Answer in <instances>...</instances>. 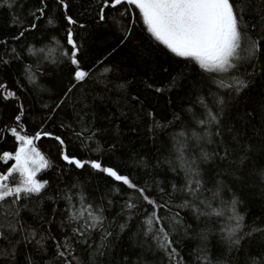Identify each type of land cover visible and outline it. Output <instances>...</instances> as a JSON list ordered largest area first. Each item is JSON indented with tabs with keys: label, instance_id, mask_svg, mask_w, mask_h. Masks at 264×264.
<instances>
[{
	"label": "snow or ice",
	"instance_id": "snow-or-ice-1",
	"mask_svg": "<svg viewBox=\"0 0 264 264\" xmlns=\"http://www.w3.org/2000/svg\"><path fill=\"white\" fill-rule=\"evenodd\" d=\"M17 2L0 0V9L14 13L12 26L18 30L12 40L20 43L43 21L52 31L42 32V39L50 38L53 45L66 49L61 57L68 71L66 89L61 88L54 106H42L46 115L36 114L40 116V124L32 132L25 126L24 104L17 102L16 93L0 83V102H16L2 137V142H10V134L14 152L0 148V159L5 162L0 165V264H103L102 257L109 251L111 237L117 229L119 232L130 229L129 221L133 218L138 221L149 250L155 248L160 255L161 264H174L178 253L173 233H186L188 228L181 216L184 210L197 221L208 218L213 225V217L223 221L226 214L228 224H222L219 232L226 251L234 254L231 264H264V226L246 223L245 215L237 211L241 201L229 179H245L255 173L264 187V165L257 166L253 162L252 143L253 135L264 140V97L251 108L239 105L240 98L251 90L257 77H264V0H260L258 13L251 7L253 0H247L248 8L240 6L241 0H94V3L80 0L79 17L70 14V0H38V6L28 8L23 19L15 15ZM20 9L25 13L23 4ZM141 24L140 43L132 51L151 71L150 76L145 73V94L142 96L139 91L129 94L127 88L131 81L116 85L123 100L116 106L119 115L105 116L107 123L97 124L96 113L89 116L87 111V94L78 98L79 104L70 101L71 93L83 88L102 62L86 58L90 42L101 28H106L112 51L128 47L134 39V29ZM7 43L0 39L4 49L0 69L5 71L12 68L13 60H23L16 48H7ZM28 50L31 52V47ZM151 52L162 54L165 59L178 58L177 63L183 61L186 67L199 70L200 87L189 93V107L179 114L172 112L171 120L167 114L160 116L159 120L165 123L159 122L148 98L170 93L184 77L182 73L171 75L169 68L160 64L159 72L165 75L164 79H159L158 71L150 68L155 62ZM22 73L35 89L38 85L32 70L24 67ZM20 86L22 91H31L22 81ZM205 90L207 95H203ZM66 102H69L68 109L64 108ZM196 107L200 109L199 115L193 111ZM185 113L191 114L196 126H202L203 130L199 135L178 141L182 145L176 154L178 163L165 161L171 171L180 169L177 173L180 179L170 184L171 190L156 184L157 191H152L149 181L134 182L115 166L91 158L123 149L120 127H113L116 120L127 121L129 133L136 134L144 128L145 135L151 138L171 126L191 127ZM55 115L62 117L59 134L45 130ZM9 124L12 126L8 127ZM167 136L164 132L159 137L161 152L168 150ZM45 139L58 146V161L62 163L43 154L37 142ZM77 141L80 151L89 153L90 158L84 159L69 151V142L75 145ZM209 160L214 163V174L201 170L200 166ZM136 163L142 165L143 162ZM53 168L60 176H75L77 180L72 181L70 187L65 185L67 191L61 190L58 196L65 208H53L46 216L41 213L38 201L52 199L47 195L50 181L38 174ZM88 169L99 174L98 179L104 180L123 203L105 194H101L97 202L96 197L88 193V185L79 179ZM73 191L75 195H70ZM205 192L209 196H204ZM117 208L109 220L108 214ZM221 208H226V213L220 211ZM257 237L261 239L253 250L251 241ZM198 239L206 242L207 232L198 233ZM205 248L202 243L201 250ZM207 264H212L211 260Z\"/></svg>",
	"mask_w": 264,
	"mask_h": 264
},
{
	"label": "trees",
	"instance_id": "trees-1",
	"mask_svg": "<svg viewBox=\"0 0 264 264\" xmlns=\"http://www.w3.org/2000/svg\"><path fill=\"white\" fill-rule=\"evenodd\" d=\"M94 3V0H93ZM23 4L25 13H21L20 5ZM71 8L70 14L74 17L80 16V0H70ZM38 6V0H18L14 5L15 15L19 19H23L28 8H35ZM241 7L248 8L247 0H241ZM251 7L255 8L258 13L261 10L260 0H253ZM14 13L8 9H0V39L7 41V48L10 50L16 48V50L22 54V61H12V68L5 71L0 69V83L5 84L7 90H11L16 93L17 102H22L25 106V126L29 132L39 127L40 116L46 115L43 105H53L57 101L58 94H61V88L67 86V71L62 65L61 52L66 51L61 45L59 48L50 42V38L42 39L41 33L45 30L52 31L48 28L43 21L40 22V26L34 30L32 34L27 35L22 39L20 43L12 40V36L18 30L13 25ZM138 16V14H137ZM255 19V16L251 17ZM142 24L134 29V39L128 47L117 48L116 51H112V41L108 35L106 28H101L90 42V47L86 53V58L90 57L95 59H101V64L98 65L94 72L92 79L88 81L83 88H77L71 93L70 101L79 104V97L87 94V100L85 103L89 105L87 111L89 116L91 113H96L97 124H106L104 120L105 116L111 117L117 112V103H122V95L117 91L116 85L124 84L125 81H131L130 86L127 88V92L131 95H135L138 91L143 96L144 83L143 81L151 75L149 67H146L140 59H138L132 48L140 43V28ZM79 35V30L77 29ZM59 35V34H58ZM31 47V52H29ZM4 54V49L0 46V55ZM170 55V54H169ZM151 58L155 61L150 65L152 71H158L159 79H164L162 72H159V65L164 64L169 68L171 75L177 73L183 74V79L179 81L178 87L173 89L170 93L164 96L153 95L148 98V103L151 108H155L157 112V119L165 114L168 115V119L171 120L172 112L179 114L181 110L189 107L187 101L191 99L190 92L199 90L198 69L186 67L183 61L177 63L175 57L165 59L162 54L155 52L150 53ZM7 58V56H5ZM29 68L32 70L34 77L37 81V87L31 88L28 84L26 77L22 73V68ZM108 69L105 72V69ZM170 79V76L168 77ZM24 85H28L31 90H21L20 82ZM203 95H207V90ZM261 97H264V77H257L255 85L250 91L246 92L244 96L240 98L239 105L244 108H251L254 104H258L261 101ZM171 101V103H169ZM210 102V98L209 101ZM15 103H3L0 102V148L4 150H10L14 152L13 143L9 134L10 142H2V137L5 133V125L15 111ZM65 109L69 108V102L64 105ZM151 108L149 110H151ZM127 114V109H122ZM193 111L199 115V107L193 108ZM37 113L40 116L36 115ZM186 119L191 122V127L183 126H171L164 129L163 132H159L155 137H147L145 135V129L140 128V131L136 134L129 133L127 128V121L123 118L116 120L113 127L119 125L122 135L120 141L123 145L122 150H118L115 154H105L103 156H92L93 159H100L105 165H113L119 169L122 174L128 175L134 182L143 184L146 180L149 181L152 187V191H157L156 184L160 187H168L172 182H177L180 176L179 167L176 172L170 170L169 164L166 160L176 161L177 150L182 148V145L178 142L186 139V137L193 136V134L199 135L203 128L196 126L192 119L191 114L185 113ZM60 115H55L54 121L50 122L45 130L53 131L59 134V123L61 120ZM160 123H165L163 120H159ZM259 127V121L255 122ZM11 127L12 125H7ZM164 132L168 133L166 139L168 140V150L160 151L161 141L160 136H163ZM183 133L184 135H180ZM173 137H177V140H173ZM65 140L68 139L67 134H64ZM43 154L49 157L50 160L56 163H62L58 161V146L54 142L44 140L42 143L37 142ZM176 144L173 148L172 145ZM194 143V141H189ZM253 162L259 166L264 165V140L259 136L253 135ZM69 151L75 153L81 158L87 159L89 153L81 152L79 149V142L75 145L69 142ZM95 147V145H93ZM51 149V150H50ZM171 153V154H170ZM2 156V153H0ZM131 157V159H128ZM136 161H142V165H138ZM159 162V167L156 165ZM5 162L0 159V165ZM201 170H208L210 174H214L215 168L213 161L209 160L207 163L202 164ZM182 175V173L180 174ZM44 179L50 181V188L48 190V197L38 201L39 209L42 214L50 215L53 208L63 210L65 203L62 199H58L61 195V190L67 191L65 185L71 186V182L77 180L75 176L62 175L60 176L56 169L53 168L46 173L38 174ZM99 174L91 173L88 169L84 172L80 180L88 185V193L96 197L97 202L101 194L111 196L117 203H123L121 198L115 195L109 188L105 181L98 179ZM224 179L223 177H218ZM232 183L231 186L235 191V195L241 201L237 211L245 215L246 223L264 226V187L257 174H253L245 179L229 178ZM228 183V180H225ZM179 187V184H177ZM205 187H211L206 185ZM75 195V192L69 193ZM204 196H209L208 192L204 193ZM55 200V203H53ZM118 211L114 209L108 214L109 220ZM220 211L226 213V208H221ZM181 216L185 218V223L188 225L187 232L180 231L179 233H173L172 239L174 241V247L177 250L178 256L174 264H207L208 260H211L212 264H231L234 259V254L230 255L224 248L220 241L219 228L222 224H228V217L225 214L223 221L216 219L215 225L209 222V219L202 217L200 221H197L188 210L181 211ZM60 212L57 211L56 218L59 220ZM131 228H126L124 232L116 230V234L111 237V244L109 245L108 253L102 257L103 264H161L160 255L156 254L155 248L149 250V243H144L145 237L140 233L138 227V221L133 218L129 221ZM207 232V241L202 242L198 239V233ZM261 238L257 237L256 240L251 241L252 249ZM202 243L206 246L205 250H201ZM166 264V262H165Z\"/></svg>",
	"mask_w": 264,
	"mask_h": 264
}]
</instances>
